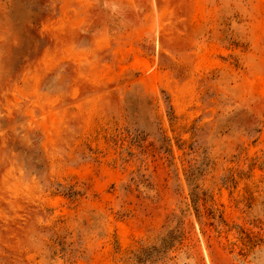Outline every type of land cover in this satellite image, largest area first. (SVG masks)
I'll list each match as a JSON object with an SVG mask.
<instances>
[{
    "label": "rangeland",
    "instance_id": "obj_1",
    "mask_svg": "<svg viewBox=\"0 0 264 264\" xmlns=\"http://www.w3.org/2000/svg\"><path fill=\"white\" fill-rule=\"evenodd\" d=\"M0 264H264V0H0Z\"/></svg>",
    "mask_w": 264,
    "mask_h": 264
}]
</instances>
